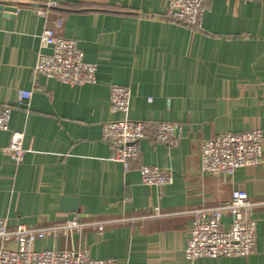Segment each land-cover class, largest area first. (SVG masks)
I'll return each mask as SVG.
<instances>
[{
  "label": "crops",
  "instance_id": "1",
  "mask_svg": "<svg viewBox=\"0 0 264 264\" xmlns=\"http://www.w3.org/2000/svg\"><path fill=\"white\" fill-rule=\"evenodd\" d=\"M167 0H0V103L13 106L0 129V217L10 227L84 224L37 239L33 248L86 249L116 264H264V161L232 179L201 171L204 140L259 127L264 133V0H206L200 27L165 18ZM77 40L97 81L68 84L36 73L41 32ZM128 85L127 111H114L111 85ZM31 97L19 102V91ZM131 118L178 125L171 145L141 140L125 168L111 159L103 124ZM24 132L23 159L4 147ZM172 171L162 187L141 180L142 165ZM244 189L257 202L256 247L248 255L189 259L190 210ZM64 197L75 198L62 204ZM160 207L161 215H153ZM232 214L222 218L229 228ZM104 224L99 229V224Z\"/></svg>",
  "mask_w": 264,
  "mask_h": 264
},
{
  "label": "built area",
  "instance_id": "2",
  "mask_svg": "<svg viewBox=\"0 0 264 264\" xmlns=\"http://www.w3.org/2000/svg\"><path fill=\"white\" fill-rule=\"evenodd\" d=\"M206 0H167L165 18L200 27ZM42 50L34 66L36 73L56 78L68 84H86L97 81V64L85 60L77 40L58 34L53 27L46 26L41 32ZM19 102L31 97L30 90L19 91ZM131 92L128 85H111V105L114 111H127ZM12 105L0 103V129H9ZM150 137L155 143L174 144L178 138V125L172 121H160L152 132L144 120L121 118L103 124L102 139L112 146L111 159L120 161L125 168L137 159L140 143ZM24 132L14 130L11 142L4 151L20 162L26 149L23 144ZM201 171L222 175L232 179L240 167L257 165L264 161V133L259 127L244 131H226L214 134L203 141L200 148ZM141 180L145 184L162 187L173 181L172 171L157 165H142ZM257 202L250 199L244 189L233 190L232 198L211 206H197L190 210L192 222L185 249L187 258L242 256L251 254L256 247V219L254 211ZM232 214L229 228L222 227V218ZM160 207L154 208L153 215H161ZM84 223L77 218L62 225L28 226L19 224L10 227L0 217V264H116L111 258L92 257L86 249H40L32 244L39 238L53 236L75 228L80 230ZM104 224H99L103 229Z\"/></svg>",
  "mask_w": 264,
  "mask_h": 264
},
{
  "label": "water",
  "instance_id": "3",
  "mask_svg": "<svg viewBox=\"0 0 264 264\" xmlns=\"http://www.w3.org/2000/svg\"><path fill=\"white\" fill-rule=\"evenodd\" d=\"M0 8L4 9L5 11H15L16 7L13 6L12 4L6 3V2H0ZM68 202H71V207L72 209H77V200L75 198H70V197H64L62 199V204H67Z\"/></svg>",
  "mask_w": 264,
  "mask_h": 264
}]
</instances>
